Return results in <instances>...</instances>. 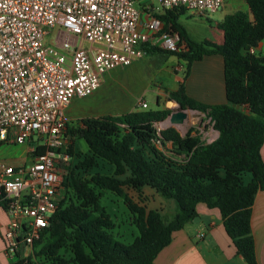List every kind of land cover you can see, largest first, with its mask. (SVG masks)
<instances>
[{
    "label": "trees",
    "instance_id": "1",
    "mask_svg": "<svg viewBox=\"0 0 264 264\" xmlns=\"http://www.w3.org/2000/svg\"><path fill=\"white\" fill-rule=\"evenodd\" d=\"M244 1L246 11L225 14L217 23L220 42L192 39L179 19L186 10L178 8L157 16L164 30L173 27L185 47L169 51L143 43L147 55H175L185 63L169 99L204 112L218 136L207 142L192 129L184 135L174 127L157 130L171 112L167 107L81 119L70 132L85 141L87 150L69 145L67 152L75 160L62 178L63 197L29 253L16 250L8 264H154L172 233L196 216L199 202L219 211L237 253L257 264L250 216L255 194L264 190V53L250 48L264 42V0ZM214 54L223 58L226 101L209 104L189 96L185 80L193 62ZM43 150L38 146L35 153ZM144 186L174 202L171 218L128 193ZM105 191L122 197L132 214L138 233L129 244L113 232V221L100 203ZM0 208L6 209L2 193Z\"/></svg>",
    "mask_w": 264,
    "mask_h": 264
},
{
    "label": "built area",
    "instance_id": "2",
    "mask_svg": "<svg viewBox=\"0 0 264 264\" xmlns=\"http://www.w3.org/2000/svg\"><path fill=\"white\" fill-rule=\"evenodd\" d=\"M225 1L157 0V11L137 0H0V140L32 143L28 165L0 166L8 217L2 238L9 256L20 245L31 247L63 197L72 100L92 94L106 71L147 55L145 42L169 51L184 48L158 14L184 8L208 16ZM78 38L91 46L77 44ZM139 104L147 108L144 100ZM38 146L44 150L35 153Z\"/></svg>",
    "mask_w": 264,
    "mask_h": 264
},
{
    "label": "rangeland",
    "instance_id": "3",
    "mask_svg": "<svg viewBox=\"0 0 264 264\" xmlns=\"http://www.w3.org/2000/svg\"><path fill=\"white\" fill-rule=\"evenodd\" d=\"M137 2L143 6L151 4L157 11L161 10L157 0H137ZM236 10L246 11V3L243 0H227L225 5L208 16L194 15L186 10L180 15L179 19L192 39L218 42L221 40L222 32L217 28V23L221 21L225 14ZM168 28L178 38V45H181L183 41L179 34L171 25ZM57 31V28L52 29L51 33L46 36V41L52 42ZM78 43L84 48L91 46L88 41L80 40V38L77 39ZM94 46H97V44H94ZM169 56L164 53L145 55L125 68L118 67L106 71L101 77L100 86L92 94L82 98H74L70 109L67 111L69 118L67 123L68 133L74 150L82 152L87 150L85 141L70 132L71 129H75L80 124L81 119L102 115H119L128 111L139 110L142 109L139 104L141 100H144L147 104L145 109L173 108L167 104L168 101H173L169 99V92L176 87L174 74L183 78L185 63L176 57L168 58ZM158 91L161 93L159 103L156 102L158 97L156 92ZM173 102L176 104L174 108H178V104L175 101ZM241 109H245V107H241ZM157 125L161 128L160 123H157ZM191 129L192 134H199L206 141L213 139L215 136L209 118L201 111H188L185 123L176 130L184 135ZM31 145L30 142L21 144L4 142L1 144L0 166L2 164L28 165L31 155L29 146ZM74 160L75 157L71 158V161ZM249 176V173L245 175V182L249 180ZM128 193L134 197L135 201L145 204L147 208L162 207V210H165L163 212L165 218H171L175 213L174 202L157 194L148 186H144L138 193L134 191ZM100 203L105 207L113 221V232L116 238L125 244L131 243L138 232L132 222V214L122 197L111 191H105ZM2 214L3 211L0 210L1 217Z\"/></svg>",
    "mask_w": 264,
    "mask_h": 264
},
{
    "label": "crops",
    "instance_id": "4",
    "mask_svg": "<svg viewBox=\"0 0 264 264\" xmlns=\"http://www.w3.org/2000/svg\"><path fill=\"white\" fill-rule=\"evenodd\" d=\"M141 18H145L144 13H142ZM255 51L264 53V42L258 43ZM175 57V55H170L168 58ZM174 80L176 87L171 90L177 88L182 77L174 74ZM185 90L189 96L205 103L225 102L222 56L218 54L204 56L201 60L193 62L185 80ZM156 93L158 96L161 94L159 91ZM70 105L67 111L70 109ZM68 121L67 116V123ZM261 156L264 161V141L261 146ZM30 158L31 156L29 160ZM156 209H159L162 214L165 211L162 210V207ZM0 210L3 211L2 217L0 216V264H8L10 256L5 252L2 238L8 217L5 210L2 208ZM196 216L199 217L197 222L192 219L186 222L181 229L172 233L170 243L159 251L154 259V264H248L237 253L236 247L226 234L221 215L216 208H209L205 203L199 202L196 204ZM250 227L254 239L257 264H264V190H259L255 194L251 206ZM198 231L202 233L201 236H197ZM19 250L26 255L29 253L30 247L20 245Z\"/></svg>",
    "mask_w": 264,
    "mask_h": 264
},
{
    "label": "water",
    "instance_id": "5",
    "mask_svg": "<svg viewBox=\"0 0 264 264\" xmlns=\"http://www.w3.org/2000/svg\"><path fill=\"white\" fill-rule=\"evenodd\" d=\"M188 111L194 112L198 110L193 108L181 107L179 104H178V108H171V112L167 115V117L159 122L161 126L160 129H165L167 127H175L177 129L179 126L185 123ZM214 131H215V137L211 140H208L207 142L214 140L218 136L219 134L218 130L214 129ZM198 219L199 217L195 216L193 218V221L197 222Z\"/></svg>",
    "mask_w": 264,
    "mask_h": 264
},
{
    "label": "bare ground",
    "instance_id": "6",
    "mask_svg": "<svg viewBox=\"0 0 264 264\" xmlns=\"http://www.w3.org/2000/svg\"><path fill=\"white\" fill-rule=\"evenodd\" d=\"M167 104L170 106V107H175V103L173 101H168Z\"/></svg>",
    "mask_w": 264,
    "mask_h": 264
}]
</instances>
